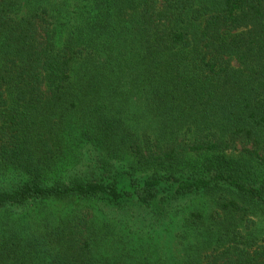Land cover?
Masks as SVG:
<instances>
[{"label": "trees", "instance_id": "1", "mask_svg": "<svg viewBox=\"0 0 264 264\" xmlns=\"http://www.w3.org/2000/svg\"><path fill=\"white\" fill-rule=\"evenodd\" d=\"M34 1L15 26L0 3V176L20 173L0 189V208L153 206L190 153L241 143L243 161L216 157L178 182L186 194L225 180L210 223L187 216L210 250L186 262L264 264V243L241 228L264 207V182L247 172L254 160L264 171V0H91L96 13L68 31ZM57 218L35 220L32 236L2 232L0 264H145L136 249L98 252L105 221L91 212Z\"/></svg>", "mask_w": 264, "mask_h": 264}, {"label": "rangeland", "instance_id": "2", "mask_svg": "<svg viewBox=\"0 0 264 264\" xmlns=\"http://www.w3.org/2000/svg\"><path fill=\"white\" fill-rule=\"evenodd\" d=\"M54 7L55 21L65 25L68 30L77 25L76 18L82 22L92 12L91 0H44ZM163 0H158V6ZM4 12L9 17L11 26L19 25L20 21L30 18V9L34 0H0ZM8 24V22H7ZM10 26V27H11ZM2 27V26H0ZM243 29H241L242 31ZM231 66L238 67L239 61L230 56ZM249 145L248 147H250ZM245 146L236 143L235 147L208 154H189L188 163L179 167L175 175L176 180H166L159 186L153 206L138 201L122 205L107 204L103 200H82L79 198L39 199L37 202L23 204H8L0 208V234L16 231L20 235H33L32 229L39 228L34 221L42 218L52 222L57 216H66L77 212H91L95 218L104 220L99 226L106 230V237H99L98 252L113 255L117 249L126 251L136 249L135 257L143 258L145 264H187L189 256L194 255L200 248L208 252V235L202 228L190 225L187 216L190 213H199L202 222L210 223L215 215L217 201L225 180L213 181L207 190L189 193H176L178 182L189 177L192 173L203 174L205 162L223 158L225 160L243 161L248 157ZM248 173H251L257 182H264V171L253 161ZM120 165V163H118ZM87 168V163L84 166ZM20 173L12 170L0 176V189L17 181ZM174 182V184H173ZM260 184V183H258ZM249 224L241 226L242 231L255 237L259 243H264V207L246 217Z\"/></svg>", "mask_w": 264, "mask_h": 264}]
</instances>
